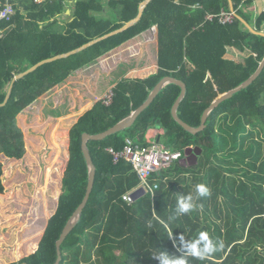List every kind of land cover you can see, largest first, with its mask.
Listing matches in <instances>:
<instances>
[{"label":"trees","instance_id":"obj_1","mask_svg":"<svg viewBox=\"0 0 264 264\" xmlns=\"http://www.w3.org/2000/svg\"><path fill=\"white\" fill-rule=\"evenodd\" d=\"M66 1L0 0V12L10 3L15 9L11 22L0 23V105L17 74L45 58L120 30L139 15L145 0H87L75 21L61 27ZM232 1L235 20L223 25L220 16L231 13L228 0H153L141 20L126 31L69 57L44 63L14 82L7 104L0 107V157L22 160L26 149L17 119L27 108L128 40L154 28L159 31L156 70L140 78H121L112 88L110 105L97 101L72 126L56 210L47 220L37 250L10 264L57 262V242L87 192L84 134L104 133L128 117L167 76L186 83L178 116L198 128L205 110L220 94L255 73L264 58V37L252 34L238 20L251 22L246 12L253 0ZM254 26L264 32V13ZM230 47L247 49L245 62L227 58ZM180 93V85L168 84L132 127L103 141L88 142L96 166L94 187L80 221L61 246L60 264H159L155 253L179 256V236L190 239L200 231L209 233L218 251L204 260L189 257V264H264V69L248 87L223 101L211 113L206 129L196 135L182 128L173 116ZM157 123L171 146L201 153L197 164L184 161L183 155L153 175L150 185L153 189L158 185L154 195L145 193L128 205L123 195L136 190L140 182L131 164L124 160L113 163L108 149L122 150L128 139L149 147L145 137ZM2 178L0 162V194L5 192ZM198 183L205 184L211 195L200 198L198 208L165 228L159 220H167L174 212L179 195H195Z\"/></svg>","mask_w":264,"mask_h":264},{"label":"rangeland","instance_id":"obj_2","mask_svg":"<svg viewBox=\"0 0 264 264\" xmlns=\"http://www.w3.org/2000/svg\"><path fill=\"white\" fill-rule=\"evenodd\" d=\"M158 40L157 35H151L144 41H133L132 46L139 55L142 51L155 52ZM108 57L82 73L75 72L69 77L72 81L67 87L49 91L18 117L26 155L22 160L0 157L5 186V192L0 194V264L18 262L37 250L39 237L48 218L54 214L61 194L69 160L70 130L77 118L100 100L104 91L101 86L106 80L110 78L113 82L118 76L116 68L111 70L117 59ZM226 57L245 62L247 56L232 49ZM141 60L146 61L140 58L138 62ZM57 111L61 112L60 116L55 114ZM160 143L170 151H182L185 156L186 149L171 146L166 137Z\"/></svg>","mask_w":264,"mask_h":264},{"label":"water","instance_id":"obj_3","mask_svg":"<svg viewBox=\"0 0 264 264\" xmlns=\"http://www.w3.org/2000/svg\"><path fill=\"white\" fill-rule=\"evenodd\" d=\"M153 0H145L141 5H140V10H139V15H137V17L125 24L120 30L107 34L101 38L98 39H92L91 41L83 44L80 47H77L76 49H73L71 51L65 52V53H61V54H57L53 57H49V58H45L41 61H39L38 63H36L35 65L29 67L27 70L17 74L8 89L6 98L4 100V103L0 105L1 106H5L7 104V101L10 97L11 91H12V87L14 82L19 79L22 78L23 76L29 74L30 72L36 70L39 66L43 65L44 63L47 62H52L54 60L57 59H61V58H65V57H69L72 54H75L77 52H80L82 50H84L85 48L105 39V38H109L115 34L118 33H122L124 31H126L127 29H129L130 27H132L133 25H135L136 23H138L144 13V10L146 7H148V5L152 2ZM230 3V11L235 13V8H234V3L232 0H228ZM238 20L247 27V30L249 32H251L252 34H256V35H260L264 37V32H258L256 31L250 24L247 23V21L245 19H242L241 17H238ZM264 69V58L261 61L258 69L255 71V73L252 74V76L250 78H248L245 82H242L241 84H239L238 86H236L233 89H230L222 94H220L214 101L213 103L209 106V108H207L202 116V120H201V126L198 128H194L191 127L190 125L186 124L179 116H178V109L179 106L181 104V101L183 100V98L186 95L187 92V85L184 81L180 80L177 77H173V76H167L164 79H162L158 85L155 87V89L153 90V92L151 93L150 97L148 99H146L145 103L139 107L137 110H135L133 113H131V115H129L128 117L124 118L123 120H121L120 122H118L117 124H115L113 127L109 128V130H107L104 133L101 134H97V135H90V134H84L82 137V150H83V154L85 156L88 168H89V182H88V187H87V192L86 195L84 197V201L82 202V204L79 206V208L75 211V213L73 214V216L70 218V220L68 221L66 227L63 230V233L61 234L60 239L57 242V251H58V260L56 263L54 264H60L61 259H62V255H61V246L63 244V242L66 240V238L68 237V235L72 232V230L76 227V225L78 224V222L81 219L82 216V212L84 210V208L86 207L87 203L89 202V198L90 195L92 193L93 187H94V182H95V177H96V166L94 165L91 155H90V151L88 148V142L89 141H103L106 138H108L109 136L122 132L125 129H128L130 127H132L134 125V123L136 122L137 118L140 116V114L145 111L146 109H148L152 104L153 101L156 99V97L159 95V93L170 83H177L178 85L181 86V93L178 97L177 103L174 106L173 109V116L175 118V120L177 121V123L184 128L187 132L196 135L202 131H204L206 129V124L208 121V118L210 117L211 113L219 106L223 103V101L231 98L234 94H236L237 92L245 89L246 87H248L255 79H257V77L261 74V72ZM201 151L196 152L193 148L190 149H186L185 151V160L186 162H189L190 164H197V154H200ZM145 194L144 190L140 189L138 190L136 193L133 194V198L134 201H138L139 198L141 196H143Z\"/></svg>","mask_w":264,"mask_h":264},{"label":"crops","instance_id":"obj_4","mask_svg":"<svg viewBox=\"0 0 264 264\" xmlns=\"http://www.w3.org/2000/svg\"><path fill=\"white\" fill-rule=\"evenodd\" d=\"M44 1L45 0H41V2H39L37 4H41ZM85 1H87V0H67L66 1V5H67L66 13H65V16L59 22L61 24L60 25L61 27L64 25H70L75 21V19L79 15L80 9L82 8V4ZM104 1H107V0H104ZM10 4H12V3H10ZM229 5H230V3H229ZM13 7H14V5H13ZM246 13L251 19V22L250 23L247 22V23L250 24L255 29L254 24H255L256 20L258 19V17L261 14L264 13V0H253V4L251 5V8L248 9ZM158 33H159L158 29L154 28L152 31H150L148 33L140 34L137 37H134V38L128 40L127 42L123 43L119 47L113 49L111 52L105 54L102 58H100L98 60V61H100L101 59L103 60L104 58L108 57L109 55H111L112 57H115L117 59V64L113 65L111 67V70L113 68H116V72H117L118 76H117V78H115V80L113 82H110V78H108L106 80V82L101 86V88L104 89L102 97L108 91L112 90V88L115 86L117 81L120 80L121 78H124V77H132V78L138 77V78H140V77L148 75V74H150L156 70V68L158 67V60L156 58L158 51H155V52L149 51V50L148 51H142V54L139 55V51L135 52V49H133L132 43H133V41H137V40H141V39H142V41H144L146 38H148V36H151V35H157V37H159ZM232 49L239 51V49H237L235 47H230L228 49L226 56L230 55V52L232 51ZM240 51L245 52L246 56L249 55V51L247 49H243V50L241 49ZM140 58H145L146 61L141 60V62L140 61L138 62V60ZM119 60H121V61H119ZM124 60L126 61V63L124 62ZM98 61H96V62H98ZM90 66H87L83 69L76 71V74L82 73V70L89 68ZM119 68H121V69L118 70ZM73 75H71L70 78L73 77ZM69 79L61 86L67 87V84H69L72 81V80L70 81ZM61 86H57V87H61ZM159 133L161 136H159ZM163 134H165V130L161 127L160 123H157L156 125H154L152 127V129L149 131V133L146 134L145 142L150 144L149 147H151L154 144H156V143H158L164 139ZM109 149H111V148H109Z\"/></svg>","mask_w":264,"mask_h":264},{"label":"built area","instance_id":"obj_5","mask_svg":"<svg viewBox=\"0 0 264 264\" xmlns=\"http://www.w3.org/2000/svg\"><path fill=\"white\" fill-rule=\"evenodd\" d=\"M36 3L41 0H34ZM235 13H223L220 16V22L223 25L232 24L235 20ZM15 15V9L12 4L0 12V23L11 22ZM208 20L212 21L213 17H209ZM113 92L108 91L100 100L104 104L110 105ZM108 153L112 157L113 163H118L120 160H124L131 164L137 174L140 185L133 192H128L123 195V202L128 205L134 204L133 194L142 189L145 193H152L154 195L158 185L153 189L150 185L151 177L155 174H160L165 168L171 167L174 163L180 161L183 158V152L170 151L164 144L158 142L151 147H143L135 145L131 140L126 141V145L122 150L115 151L108 149Z\"/></svg>","mask_w":264,"mask_h":264},{"label":"clouds","instance_id":"obj_6","mask_svg":"<svg viewBox=\"0 0 264 264\" xmlns=\"http://www.w3.org/2000/svg\"><path fill=\"white\" fill-rule=\"evenodd\" d=\"M194 191L195 195L188 193L177 197L174 212L168 216L167 220H159L165 228H168L169 224L178 217L190 214L198 208L197 201L200 198L211 195L209 188L203 183L196 184ZM148 226H152L151 221ZM220 247H223L222 243ZM176 248L180 253L179 256L169 254L167 251H159L154 254V258L159 261V264H189V257L204 260L212 253L218 251L216 244L210 238L207 231H200L195 237L190 239H186L183 235H180Z\"/></svg>","mask_w":264,"mask_h":264}]
</instances>
